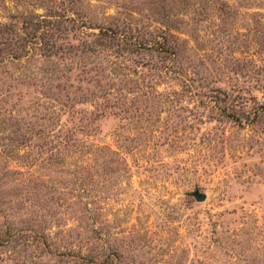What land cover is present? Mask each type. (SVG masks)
<instances>
[{
    "label": "rangeland",
    "instance_id": "obj_1",
    "mask_svg": "<svg viewBox=\"0 0 264 264\" xmlns=\"http://www.w3.org/2000/svg\"><path fill=\"white\" fill-rule=\"evenodd\" d=\"M0 264H264V0H0Z\"/></svg>",
    "mask_w": 264,
    "mask_h": 264
},
{
    "label": "trees",
    "instance_id": "obj_2",
    "mask_svg": "<svg viewBox=\"0 0 264 264\" xmlns=\"http://www.w3.org/2000/svg\"><path fill=\"white\" fill-rule=\"evenodd\" d=\"M69 8V7H68ZM68 8L62 9L63 13L61 16H58V19L56 21H53L51 19H46V18H39V19H34V17H29L27 19V22H24V27H25V32H26V37L21 38L22 44L17 47V43L13 44V47H8L7 50H11L15 54H8V56H5L4 58L7 59H20V55H16V52L19 50L26 51V47L28 46H33L37 50L41 51L43 56H51L55 50L57 49L56 45L50 44L49 39L53 38L54 30L56 27V24H62L64 20L66 22H77V20L71 16V11H68ZM70 14V15H69ZM73 16V15H72ZM119 27L115 26L113 27L112 25L106 26H100L98 25V29L100 31L99 35H113L114 36V31H120L121 29L117 30ZM119 34V33H118ZM112 36V37H113ZM153 44L157 45L160 49L165 50V47L167 46V41L165 37H159L158 39H155L153 41ZM58 52V51H56ZM50 54V55H48ZM6 59V60H7Z\"/></svg>",
    "mask_w": 264,
    "mask_h": 264
},
{
    "label": "water",
    "instance_id": "obj_3",
    "mask_svg": "<svg viewBox=\"0 0 264 264\" xmlns=\"http://www.w3.org/2000/svg\"><path fill=\"white\" fill-rule=\"evenodd\" d=\"M194 196L196 197V199L198 200V202H204L206 201V196L202 195L200 193H195Z\"/></svg>",
    "mask_w": 264,
    "mask_h": 264
}]
</instances>
